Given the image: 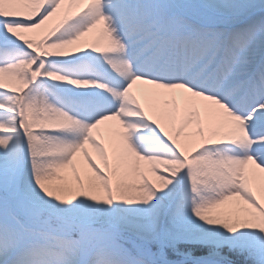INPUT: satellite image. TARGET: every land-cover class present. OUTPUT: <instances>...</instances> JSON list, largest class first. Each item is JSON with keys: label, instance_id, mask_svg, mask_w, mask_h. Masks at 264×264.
I'll return each instance as SVG.
<instances>
[{"label": "snow or ice", "instance_id": "1", "mask_svg": "<svg viewBox=\"0 0 264 264\" xmlns=\"http://www.w3.org/2000/svg\"><path fill=\"white\" fill-rule=\"evenodd\" d=\"M0 264H264V0H0Z\"/></svg>", "mask_w": 264, "mask_h": 264}]
</instances>
